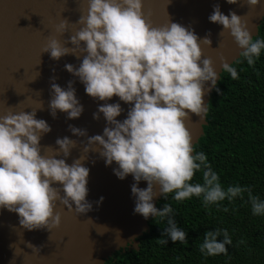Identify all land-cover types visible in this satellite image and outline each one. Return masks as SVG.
<instances>
[{
    "label": "clouds",
    "instance_id": "obj_1",
    "mask_svg": "<svg viewBox=\"0 0 264 264\" xmlns=\"http://www.w3.org/2000/svg\"><path fill=\"white\" fill-rule=\"evenodd\" d=\"M142 2L87 0L86 15L81 14L75 22L81 27L67 40L72 47L53 37L42 52L52 59L70 53L84 54L78 66L65 63L64 69L79 79L88 96L105 101L92 114L93 119H98V113H102L105 126L102 133L87 137L83 151H97L105 166L115 162L117 167L112 171L118 179L131 174L133 212L145 219L167 218L161 236L166 234L171 241L184 243L186 233L170 215L171 206H154L153 197L158 193L164 197L173 193L172 199L176 201L196 196L205 207H219L217 202H231L247 192L253 215L264 214V200L253 196L248 187L222 188L205 154L193 153L192 136L184 121L190 114L203 120L209 105L203 101L205 82L215 87L218 78L211 60L202 58L200 41L209 45L208 36L198 40L190 27L176 22L151 26L143 17ZM226 2L235 4L237 0ZM260 2L247 0L253 6ZM207 19L222 25V30H229L241 49L239 55L249 66L253 65L264 49V40H252L241 16L231 10L225 15L216 4ZM67 25V20H61L56 31L62 35ZM220 69L232 79L237 78L236 69L223 58ZM67 85L62 88L54 82L50 84L48 107L53 118L57 110L65 112L68 119L78 118L83 111L72 81ZM114 95L130 104L123 120L116 119L123 111L120 103L107 102ZM35 112L36 109L0 114V208L15 212L19 224L28 230H49L60 222L59 213L54 211L56 201L77 214L90 210L91 204L86 200L89 169L82 163L84 156L73 159L71 164L65 162L76 143L67 136L56 138L58 148L53 149L52 155L42 154L39 141L50 131V125L37 119ZM68 128L77 136L86 134L73 125ZM201 169L203 183H189L194 172ZM141 180L147 182L146 187H137ZM57 182L58 186H54ZM219 236L222 239L218 240ZM157 243L167 241L158 239ZM231 243L227 230H206L199 250L203 255L214 256L226 253L225 246Z\"/></svg>",
    "mask_w": 264,
    "mask_h": 264
},
{
    "label": "water",
    "instance_id": "obj_2",
    "mask_svg": "<svg viewBox=\"0 0 264 264\" xmlns=\"http://www.w3.org/2000/svg\"><path fill=\"white\" fill-rule=\"evenodd\" d=\"M216 4L225 15L231 10L241 16L252 37L257 35L264 18V0L255 6L247 4V0H237L235 4L226 0H143L142 13L153 27L170 21L190 27L198 40L207 35L209 45L200 41L202 58L211 60L218 81L222 72L221 58L231 64L240 56L241 49L229 30H222V25L207 19ZM87 7V0H0V114L36 109V118L50 125V131L39 141L43 155H52L53 149L58 148L57 137L74 140L75 146L65 162L71 164L73 159L85 157L82 163L89 169L86 200L91 204L90 210L77 214L56 201L54 211L59 213L60 222L49 230H28L19 224L15 212L0 208V264H104L115 251L126 247L137 249L138 237L149 229L147 221L152 217L145 219L133 212L132 175L118 179L112 171L117 167L115 162L105 166L97 151H83L87 137L102 133L105 126L102 113H98V119H93L92 115L97 105L105 101L88 96L79 79L64 69L65 63L78 66L84 54L70 53L52 59L47 52H42L53 37L64 41L66 47H72L67 43L68 37L81 27L75 22L81 14L86 15ZM63 19L68 25L61 35L56 27ZM68 81H72L83 111L78 118L68 119L65 112L57 110L53 118L48 107L50 84L54 82L66 88ZM205 88L203 101L208 103L214 87L205 82ZM107 102L120 103L123 111L116 119L126 117L130 104L115 95ZM205 115L201 120L196 114H190L184 121L192 136V147L203 135ZM68 125L84 129L86 134L71 133ZM54 186H58V182ZM146 186V181L137 183V187ZM161 197L159 193L153 197L155 207Z\"/></svg>",
    "mask_w": 264,
    "mask_h": 264
},
{
    "label": "trees",
    "instance_id": "obj_3",
    "mask_svg": "<svg viewBox=\"0 0 264 264\" xmlns=\"http://www.w3.org/2000/svg\"><path fill=\"white\" fill-rule=\"evenodd\" d=\"M264 40V18L252 37ZM237 78L223 71L213 88L203 135L193 153L203 152L209 166L219 177L222 188L229 185L248 187L253 196L264 200V49L249 66L243 56L231 63ZM219 89V92L217 91ZM202 171L194 172L189 183H203ZM173 193L156 203L171 206L177 227L185 233V242H173L164 234L167 218H150L149 229L138 237L137 249L124 248L112 253L104 264H264V214L253 215L248 193L210 204L191 196L181 201ZM227 207V211L222 209ZM227 230L232 243L226 253L206 256L199 245L206 230ZM158 239L167 241L157 243ZM222 239V236L217 237Z\"/></svg>",
    "mask_w": 264,
    "mask_h": 264
}]
</instances>
